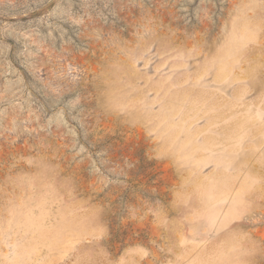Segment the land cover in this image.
Wrapping results in <instances>:
<instances>
[{
    "label": "rangeland",
    "instance_id": "obj_1",
    "mask_svg": "<svg viewBox=\"0 0 264 264\" xmlns=\"http://www.w3.org/2000/svg\"><path fill=\"white\" fill-rule=\"evenodd\" d=\"M0 264H264V0H0Z\"/></svg>",
    "mask_w": 264,
    "mask_h": 264
}]
</instances>
